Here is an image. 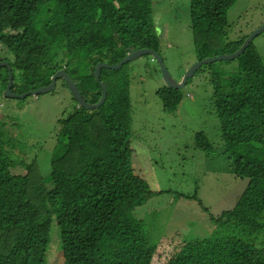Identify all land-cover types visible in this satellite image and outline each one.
<instances>
[{
    "label": "trees",
    "instance_id": "16d2710c",
    "mask_svg": "<svg viewBox=\"0 0 264 264\" xmlns=\"http://www.w3.org/2000/svg\"><path fill=\"white\" fill-rule=\"evenodd\" d=\"M159 3L0 0V61L12 66L13 91L46 86L64 68L83 97L97 102L98 62L118 63L139 48L159 52L166 33ZM234 3L189 0L198 60L236 51L248 36L224 42ZM239 57L240 69L228 83L220 72L213 74V102L233 171L248 182L231 209L211 214L210 235L179 232L151 242L142 220L132 214L161 191L135 170L129 61L101 69L107 96L100 107L84 108L72 96L77 105L62 121L48 178L34 163L26 164L24 173L12 172L23 162L7 147L24 143L13 139L18 120H10L6 130L8 122L0 118V264H49L54 221L63 255L58 264H264V60L253 42ZM8 72L0 66L1 93ZM157 95L166 112L176 110L183 97L181 89L167 85ZM196 137L200 147L211 149L202 131Z\"/></svg>",
    "mask_w": 264,
    "mask_h": 264
},
{
    "label": "rangeland",
    "instance_id": "374dc122",
    "mask_svg": "<svg viewBox=\"0 0 264 264\" xmlns=\"http://www.w3.org/2000/svg\"><path fill=\"white\" fill-rule=\"evenodd\" d=\"M157 1L160 2L156 6L158 19L162 20V32H166L160 39L158 53L171 76L181 81L198 60L189 0ZM40 16L50 19L45 13ZM262 23L264 0H235L227 13L224 42L232 44L242 40ZM252 42L264 60V31ZM241 60L242 57H237L203 64L181 89L182 100L171 112L163 109L157 95V90L165 85L157 61L144 55L129 63L130 139L136 150L135 170L149 180L152 190L161 191L132 211L142 220L151 242L179 232L210 235L214 228L211 214L217 217L231 209L247 185L248 178L239 177L233 171V156L226 150L213 102V74L220 72L222 83H228L240 69ZM76 105L62 79L57 80L53 90L37 96L12 98L5 96L4 90L0 92V118L8 122L4 128L9 130V121L17 119V130L14 129L19 135H13V139L17 144L24 143L21 148L7 147L10 154L24 164L18 163L12 172L24 173L26 164L34 163L40 176L49 177L62 121ZM200 131L211 143V149L199 146L196 134ZM49 252V264H58L63 255L56 221Z\"/></svg>",
    "mask_w": 264,
    "mask_h": 264
},
{
    "label": "water",
    "instance_id": "95a60500",
    "mask_svg": "<svg viewBox=\"0 0 264 264\" xmlns=\"http://www.w3.org/2000/svg\"><path fill=\"white\" fill-rule=\"evenodd\" d=\"M264 31V23L260 24L256 28H254L251 33L245 38L241 46L233 52L228 53H219L215 55L208 56L206 58H203L201 60H197L185 73L184 77L181 81H176L170 74L168 68L166 67L164 60L162 56L154 49L152 48H139L136 50H133L129 52L122 60H120L118 63L115 64H109L107 62H98L94 69V76L97 81H99L101 88H102V94L99 100L95 103L88 102L82 95L77 83L71 78V76L66 72L64 68H61L57 70L52 76H51V82L50 84L46 86H41L36 89L29 90L27 92L22 93H16L13 91V72H12V66L9 64V61L4 60L0 61V66H6L8 68V82L4 89V95L12 98H24L27 95H33L37 96L42 93L49 92L53 90L56 87L57 80L64 79L68 89L70 90L72 96L75 98L79 106H82L84 108H97L100 107L104 101L106 100L107 96V86L104 81L100 79L101 69L102 68H111V69H118L121 68L122 65L126 62L132 61L138 57L144 56V55H150L152 56L158 63L160 71L162 73V77L164 79V82L167 86L175 89H182L188 79L195 73V71L201 67L203 64H208L213 61H222V60H229L239 57L242 52L250 45V43L254 40L256 36L261 34Z\"/></svg>",
    "mask_w": 264,
    "mask_h": 264
},
{
    "label": "clouds",
    "instance_id": "9594fccd",
    "mask_svg": "<svg viewBox=\"0 0 264 264\" xmlns=\"http://www.w3.org/2000/svg\"><path fill=\"white\" fill-rule=\"evenodd\" d=\"M158 52V51H157ZM139 58V57H138ZM137 59V58H136ZM135 60V59H134ZM133 61V60H132ZM166 85V84H165ZM77 102V101H76ZM79 105V104H78Z\"/></svg>",
    "mask_w": 264,
    "mask_h": 264
},
{
    "label": "crops",
    "instance_id": "0c3cea01",
    "mask_svg": "<svg viewBox=\"0 0 264 264\" xmlns=\"http://www.w3.org/2000/svg\"><path fill=\"white\" fill-rule=\"evenodd\" d=\"M259 26V25H258ZM256 28V27H255Z\"/></svg>",
    "mask_w": 264,
    "mask_h": 264
}]
</instances>
